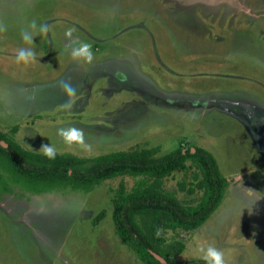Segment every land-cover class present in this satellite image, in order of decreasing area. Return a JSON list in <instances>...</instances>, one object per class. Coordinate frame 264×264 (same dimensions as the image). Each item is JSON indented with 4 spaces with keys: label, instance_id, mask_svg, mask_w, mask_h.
I'll use <instances>...</instances> for the list:
<instances>
[{
    "label": "rangeland",
    "instance_id": "1",
    "mask_svg": "<svg viewBox=\"0 0 264 264\" xmlns=\"http://www.w3.org/2000/svg\"><path fill=\"white\" fill-rule=\"evenodd\" d=\"M33 19L34 47L21 39ZM0 24V132L29 151L52 144L81 158L203 148L228 182L222 201L197 229L163 231L165 242L184 244L180 264L204 260L199 249L208 245L224 251L226 264H264V0H0ZM68 28L92 45L91 64L72 60ZM21 47H33L35 63H16ZM64 80L77 93L71 110ZM72 126L91 151L56 134ZM187 165L163 188L195 205L202 192L177 188L194 184ZM121 181L129 192L138 178L87 193L9 184L0 191V264H143L114 233Z\"/></svg>",
    "mask_w": 264,
    "mask_h": 264
},
{
    "label": "trees",
    "instance_id": "2",
    "mask_svg": "<svg viewBox=\"0 0 264 264\" xmlns=\"http://www.w3.org/2000/svg\"><path fill=\"white\" fill-rule=\"evenodd\" d=\"M156 154V148L132 149L93 158L63 153L50 160L42 153L22 148L0 132V191L7 193L9 184H14L35 194L60 189L87 193L106 180L138 178L129 192L121 181L111 200L114 233L143 264H161L151 253L160 256L165 264H180L174 258L184 250V244L166 243L162 232L186 233L200 227L221 203L228 182L214 156L203 148L179 146L163 156ZM188 161L195 168L194 184L180 183L177 188L188 195L202 192L195 205L183 204L173 192L163 188V180L187 169ZM97 217H105V212L101 211ZM186 264L206 262L196 260Z\"/></svg>",
    "mask_w": 264,
    "mask_h": 264
},
{
    "label": "clouds",
    "instance_id": "3",
    "mask_svg": "<svg viewBox=\"0 0 264 264\" xmlns=\"http://www.w3.org/2000/svg\"><path fill=\"white\" fill-rule=\"evenodd\" d=\"M31 30H21V39L27 45H32L34 47V35L33 33L37 29L36 20L30 24ZM47 27L43 24L39 26L40 33H46ZM6 31V27L0 24V33ZM75 30L73 28L66 29L64 35L68 40V44L65 45V49H71L70 56L73 61L83 62L87 64H91L94 59V52L92 45L90 43L84 42L79 39L73 38V32ZM33 47H21L16 50L15 61L18 65H23L24 67H28L31 64L36 62V53L33 50ZM60 88L65 93L66 97H68L66 103L64 104V108L67 110H71L74 106V99L77 95L75 87L71 84L70 81L64 80L60 82ZM65 144L72 146L78 145L85 151H91V145L85 140V132L81 128H77L75 126L67 127V128H59L56 133ZM30 147V146H29ZM31 148V147H30ZM45 157L48 159H55L57 155V149L52 145H42L40 150ZM248 191L252 194H257V200L260 199L259 194L261 192L248 189ZM249 214H252V208L248 209ZM156 235H160V230L157 229ZM199 251L203 254V259L206 264H226L225 253L222 249H219L215 246L208 245L207 247H201Z\"/></svg>",
    "mask_w": 264,
    "mask_h": 264
},
{
    "label": "water",
    "instance_id": "4",
    "mask_svg": "<svg viewBox=\"0 0 264 264\" xmlns=\"http://www.w3.org/2000/svg\"><path fill=\"white\" fill-rule=\"evenodd\" d=\"M4 146V145H3ZM152 256L157 260L159 261L161 264H165V261L158 255L154 254V253H151Z\"/></svg>",
    "mask_w": 264,
    "mask_h": 264
}]
</instances>
